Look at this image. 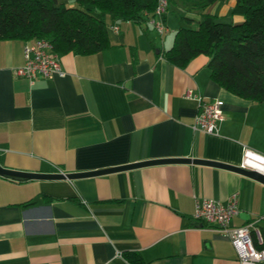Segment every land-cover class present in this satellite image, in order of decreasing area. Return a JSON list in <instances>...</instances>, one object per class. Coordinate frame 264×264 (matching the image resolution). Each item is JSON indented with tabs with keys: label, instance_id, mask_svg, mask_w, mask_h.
Returning a JSON list of instances; mask_svg holds the SVG:
<instances>
[{
	"label": "crops",
	"instance_id": "0c3cea01",
	"mask_svg": "<svg viewBox=\"0 0 264 264\" xmlns=\"http://www.w3.org/2000/svg\"><path fill=\"white\" fill-rule=\"evenodd\" d=\"M235 1L205 11L239 23ZM101 17L111 47L57 53L65 74L31 84L12 70L33 40H0V166L67 173L179 157L239 166L244 147L264 155V102L212 81L204 54L183 68L164 58L179 26L172 32L166 16L169 31L161 36L147 22ZM198 97L223 102L216 133L193 129ZM232 197V226L258 218L254 226H264V184L208 165H149L72 180L0 175V264H131L125 252L143 264H239L229 238L193 218L197 200L226 204Z\"/></svg>",
	"mask_w": 264,
	"mask_h": 264
},
{
	"label": "trees",
	"instance_id": "16d2710c",
	"mask_svg": "<svg viewBox=\"0 0 264 264\" xmlns=\"http://www.w3.org/2000/svg\"><path fill=\"white\" fill-rule=\"evenodd\" d=\"M198 1L202 7L199 18L179 15L185 25L175 30L171 46L163 51L164 58L183 68L204 54L209 58L212 81L238 97L264 102V0H236L231 13L242 17L239 23L218 21L205 11L218 0ZM168 4L177 5L178 0H168ZM155 6L156 0H74L72 6L59 0H0V40L43 37L58 54L89 55L111 47L102 14L141 24L154 15ZM256 227L261 241L253 231L252 239L262 249L264 226ZM123 256L131 264H143L138 253L125 252Z\"/></svg>",
	"mask_w": 264,
	"mask_h": 264
},
{
	"label": "built area",
	"instance_id": "2783aa9c",
	"mask_svg": "<svg viewBox=\"0 0 264 264\" xmlns=\"http://www.w3.org/2000/svg\"><path fill=\"white\" fill-rule=\"evenodd\" d=\"M168 6V0H156L154 15L147 21L161 36L169 31L164 20ZM12 71L14 76L25 78L30 84L37 76L52 78L65 74L60 67L52 43L43 37L36 38L31 44L24 46V63ZM197 100L198 111L194 118L193 129L208 134L216 133L218 122L222 119L223 102L219 99L206 100L200 97ZM238 167L256 171L264 176V155L244 147ZM53 173L65 174L59 168H56ZM237 213L238 206L234 197L226 204L212 199H201L195 202L193 218L201 223L212 225L216 231L228 237L236 250L239 264H257L264 261V248L258 249L252 239V231L259 236L254 225L260 221V218L240 226H232L230 221ZM259 241H261L260 238Z\"/></svg>",
	"mask_w": 264,
	"mask_h": 264
},
{
	"label": "water",
	"instance_id": "95a60500",
	"mask_svg": "<svg viewBox=\"0 0 264 264\" xmlns=\"http://www.w3.org/2000/svg\"><path fill=\"white\" fill-rule=\"evenodd\" d=\"M170 163H193V164H201L208 165L218 168L227 169L230 171H234L236 173L242 174L254 180H257L264 184V176L257 173L256 171L242 169L236 165L226 164L223 162L199 159V158H160V159H150L143 160L139 162H133L129 164L113 166L108 168H102L97 170L83 171V172H67L65 174L62 173H46V172H24L19 170H12L8 168H4L0 166V175L6 177H13L17 179H41V180H72L82 177H91L96 175H103L107 173H112L116 171H122L137 167H144L149 165H159V164H170Z\"/></svg>",
	"mask_w": 264,
	"mask_h": 264
},
{
	"label": "rangeland",
	"instance_id": "374dc122",
	"mask_svg": "<svg viewBox=\"0 0 264 264\" xmlns=\"http://www.w3.org/2000/svg\"><path fill=\"white\" fill-rule=\"evenodd\" d=\"M59 0V2H63L65 5L70 6V3L74 4V0ZM72 4V5H73ZM202 11L201 4H199L198 0H178L177 5H169L166 13L167 16V25L172 30H175L180 25H185L183 19L179 17L180 14L185 15L187 17L194 18L199 17V13Z\"/></svg>",
	"mask_w": 264,
	"mask_h": 264
}]
</instances>
